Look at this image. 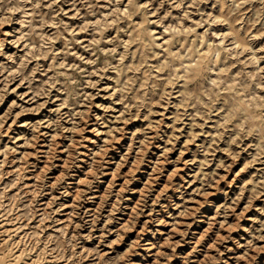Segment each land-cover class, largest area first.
<instances>
[{
	"label": "rangeland",
	"instance_id": "rangeland-1",
	"mask_svg": "<svg viewBox=\"0 0 264 264\" xmlns=\"http://www.w3.org/2000/svg\"><path fill=\"white\" fill-rule=\"evenodd\" d=\"M0 264H264V0H0Z\"/></svg>",
	"mask_w": 264,
	"mask_h": 264
}]
</instances>
